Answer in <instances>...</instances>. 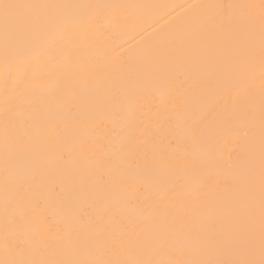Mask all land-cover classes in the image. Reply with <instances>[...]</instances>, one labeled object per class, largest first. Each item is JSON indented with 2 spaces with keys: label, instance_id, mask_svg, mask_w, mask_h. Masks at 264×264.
<instances>
[{
  "label": "snow or ice",
  "instance_id": "obj_1",
  "mask_svg": "<svg viewBox=\"0 0 264 264\" xmlns=\"http://www.w3.org/2000/svg\"><path fill=\"white\" fill-rule=\"evenodd\" d=\"M128 7L0 0V264H264V91L207 123L215 108L191 122L195 99L186 95L138 160L128 155L142 101L173 95L175 69L230 84L258 62L264 79V0L189 5L192 17L166 41L169 62L142 54L163 70L112 87L102 115L96 81L71 62L54 65L41 83L15 74L22 39L74 53L77 26L92 33L101 15ZM127 19L113 17V26ZM63 83L69 97L60 95ZM225 138L226 147L242 144L243 155H214ZM225 167L232 182L221 188L212 170ZM42 202L61 210L62 226L53 228Z\"/></svg>",
  "mask_w": 264,
  "mask_h": 264
},
{
  "label": "bare ground",
  "instance_id": "obj_2",
  "mask_svg": "<svg viewBox=\"0 0 264 264\" xmlns=\"http://www.w3.org/2000/svg\"><path fill=\"white\" fill-rule=\"evenodd\" d=\"M35 2L133 6L113 9L110 14L101 15L92 33L84 32L77 26L81 35L75 41L78 51L74 53L64 44L41 46L39 40L28 38L22 39L16 50L19 60L15 65V74L27 73L36 83H41L40 78L49 73L54 65L71 62L79 66L87 80L96 81L93 103L98 114L102 115L112 87L124 86L127 78L137 73L163 70L161 65H157L155 69L149 67L142 54L154 52L165 63L169 62L171 54L166 41L179 36L182 26L192 17L194 10L189 5L232 3L234 0H35ZM113 17L128 19L113 26ZM219 55L227 58L229 53L225 51ZM3 56V46L0 44V106L3 103ZM170 80L174 88L173 95L165 93L147 97L146 102L142 101L129 141L130 159L138 160L144 145L156 133L159 123L171 115L172 106L182 103L186 95L195 99L187 112L191 122L200 121L208 115L211 108H215V112L208 115L207 123L217 115L230 112L234 107H242L248 98H255L258 101L264 91V79L261 78L258 62L251 74L241 73L230 84L218 82L217 77L212 74L196 75L186 72L183 66L173 71ZM91 91L92 88L86 90L88 93ZM71 94V85L63 83L60 95L69 97ZM59 130L60 126H56L51 143L56 142ZM225 142L226 138L216 143L214 155L226 157L229 151L234 155H243L242 144L226 147ZM207 154V148L202 150L201 155ZM65 164L68 167L72 166L70 161H65ZM212 171L221 188L232 182L226 167ZM128 183L135 186V181L128 180ZM156 192L159 194L162 189L157 187ZM41 211L50 217L49 223L54 229L57 223L63 225L64 217L61 210L54 205L42 202Z\"/></svg>",
  "mask_w": 264,
  "mask_h": 264
}]
</instances>
